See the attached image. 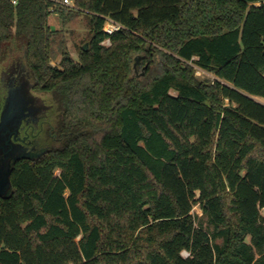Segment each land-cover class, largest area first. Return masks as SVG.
Listing matches in <instances>:
<instances>
[{"label": "trees", "instance_id": "16d2710c", "mask_svg": "<svg viewBox=\"0 0 264 264\" xmlns=\"http://www.w3.org/2000/svg\"><path fill=\"white\" fill-rule=\"evenodd\" d=\"M74 2L0 0V83L20 44L59 117L0 197V264H264V0ZM54 13L90 24L61 67Z\"/></svg>", "mask_w": 264, "mask_h": 264}, {"label": "rangeland", "instance_id": "374dc122", "mask_svg": "<svg viewBox=\"0 0 264 264\" xmlns=\"http://www.w3.org/2000/svg\"><path fill=\"white\" fill-rule=\"evenodd\" d=\"M49 23L52 29L60 30L58 41L55 44L56 55L51 64L61 67L62 47L78 59L80 47H83L90 39V24L87 17L67 15L65 18L54 13ZM1 70L0 104L9 111L12 110L10 117L21 122V129L29 125L31 126L30 131L35 130L36 137H31L34 142L31 147V156L40 155L56 145L55 131H57L59 117L54 98L51 94L39 92L33 88V79L26 62L25 52L20 44L14 46L7 58L2 60ZM138 73L143 74V71H138ZM195 74L202 80L213 79L210 74L200 69H196ZM193 214L197 225L213 234L214 227L199 205L194 206ZM247 240L250 242V237ZM214 241L223 243L221 238ZM184 254L187 255L186 252Z\"/></svg>", "mask_w": 264, "mask_h": 264}, {"label": "water", "instance_id": "95a60500", "mask_svg": "<svg viewBox=\"0 0 264 264\" xmlns=\"http://www.w3.org/2000/svg\"><path fill=\"white\" fill-rule=\"evenodd\" d=\"M89 45L90 40L83 49L88 50ZM11 111L3 107L0 119V197H6L11 191V174L17 161L32 157L30 146L17 143L21 122L10 117Z\"/></svg>", "mask_w": 264, "mask_h": 264}, {"label": "built area", "instance_id": "2783aa9c", "mask_svg": "<svg viewBox=\"0 0 264 264\" xmlns=\"http://www.w3.org/2000/svg\"><path fill=\"white\" fill-rule=\"evenodd\" d=\"M56 1H58L62 5H66V6H69V7H75V2L74 1H71V0H56ZM12 2L14 4H17L18 3V0H12ZM122 28H124L122 24H120L119 22L115 21L114 19H112L110 17H106V19H105V25H104V30L109 35L114 34L115 32L121 30ZM102 43L104 45H110L111 44V40H110V38H107Z\"/></svg>", "mask_w": 264, "mask_h": 264}, {"label": "flooded vegetation", "instance_id": "af4514ba", "mask_svg": "<svg viewBox=\"0 0 264 264\" xmlns=\"http://www.w3.org/2000/svg\"><path fill=\"white\" fill-rule=\"evenodd\" d=\"M2 111H3V106H2V104H0V119H1ZM30 129H31V126L25 125V127H23L20 130L19 140H17V143H21V144H24L26 146L28 145V146L32 147L34 142L31 139V137H36L37 134H36L34 129L32 131H30Z\"/></svg>", "mask_w": 264, "mask_h": 264}]
</instances>
